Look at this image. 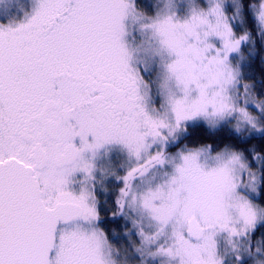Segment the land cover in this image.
Wrapping results in <instances>:
<instances>
[{
  "label": "snow or ice",
  "instance_id": "1",
  "mask_svg": "<svg viewBox=\"0 0 264 264\" xmlns=\"http://www.w3.org/2000/svg\"><path fill=\"white\" fill-rule=\"evenodd\" d=\"M257 55L264 0H0V264H264Z\"/></svg>",
  "mask_w": 264,
  "mask_h": 264
},
{
  "label": "trees",
  "instance_id": "2",
  "mask_svg": "<svg viewBox=\"0 0 264 264\" xmlns=\"http://www.w3.org/2000/svg\"><path fill=\"white\" fill-rule=\"evenodd\" d=\"M245 67L249 68L248 75L250 77H254L258 82H260L261 74L264 73V62L260 60L259 56L257 55L254 58L250 67L248 65H245ZM204 134H205L204 132L197 131V132H194L192 135H193V138H196Z\"/></svg>",
  "mask_w": 264,
  "mask_h": 264
},
{
  "label": "flooded vegetation",
  "instance_id": "3",
  "mask_svg": "<svg viewBox=\"0 0 264 264\" xmlns=\"http://www.w3.org/2000/svg\"><path fill=\"white\" fill-rule=\"evenodd\" d=\"M26 3H27V0H15V7L23 8L24 6H26ZM110 187L112 190L108 194L111 196L113 195L114 190H115V182H112Z\"/></svg>",
  "mask_w": 264,
  "mask_h": 264
}]
</instances>
